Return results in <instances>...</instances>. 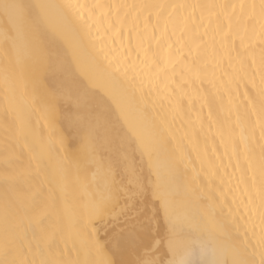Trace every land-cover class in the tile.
<instances>
[{
    "label": "bare ground",
    "instance_id": "6f19581e",
    "mask_svg": "<svg viewBox=\"0 0 264 264\" xmlns=\"http://www.w3.org/2000/svg\"><path fill=\"white\" fill-rule=\"evenodd\" d=\"M148 258L264 264V0H0V264Z\"/></svg>",
    "mask_w": 264,
    "mask_h": 264
},
{
    "label": "snow or ice",
    "instance_id": "6c2138e0",
    "mask_svg": "<svg viewBox=\"0 0 264 264\" xmlns=\"http://www.w3.org/2000/svg\"><path fill=\"white\" fill-rule=\"evenodd\" d=\"M7 6V5H6ZM141 264H162V262L157 261L156 259L153 258H148V259H144ZM169 264H172V262H169ZM213 264H221V262H213ZM233 264H240V262L237 261H233Z\"/></svg>",
    "mask_w": 264,
    "mask_h": 264
}]
</instances>
